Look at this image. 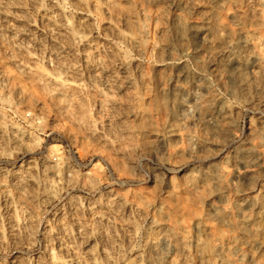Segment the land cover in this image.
<instances>
[{
	"label": "rangeland",
	"instance_id": "rangeland-1",
	"mask_svg": "<svg viewBox=\"0 0 264 264\" xmlns=\"http://www.w3.org/2000/svg\"><path fill=\"white\" fill-rule=\"evenodd\" d=\"M0 264H264V0H0Z\"/></svg>",
	"mask_w": 264,
	"mask_h": 264
}]
</instances>
